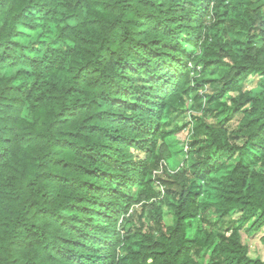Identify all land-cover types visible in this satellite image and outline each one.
Segmentation results:
<instances>
[{
  "label": "trees",
  "instance_id": "1",
  "mask_svg": "<svg viewBox=\"0 0 264 264\" xmlns=\"http://www.w3.org/2000/svg\"><path fill=\"white\" fill-rule=\"evenodd\" d=\"M255 164L264 0H0V264H264Z\"/></svg>",
  "mask_w": 264,
  "mask_h": 264
},
{
  "label": "rangeland",
  "instance_id": "2",
  "mask_svg": "<svg viewBox=\"0 0 264 264\" xmlns=\"http://www.w3.org/2000/svg\"><path fill=\"white\" fill-rule=\"evenodd\" d=\"M40 27L34 31H31L28 33L27 36H31L34 39H38L43 42H49L53 38L54 34V26L49 25L46 22L43 21L39 22ZM36 47H42L40 43H37ZM35 52V50L30 51ZM37 52V51H36ZM183 120L176 121V128H179L183 124ZM173 125L167 128H172ZM189 136V127H183L181 130L178 129L175 131V133L171 134L166 138L167 147L170 151V158L167 160V163L165 164L168 169V171L173 172L176 171L179 167H181L185 162L187 158V153L185 150V143ZM254 168L259 172H264V167L260 164H255ZM162 169L158 171V173H161ZM138 183L128 184L126 188L124 189V192H126L130 196H134L135 192L138 188ZM154 188L158 193H161V188L157 183H154ZM131 202V201H130ZM135 207H138L135 206ZM163 214L165 217H163V221L165 225H170L173 222L172 216H171V208L169 206L163 207ZM206 217H212L211 211H206L205 214H203ZM231 216L233 217V220L236 221L241 216V210L235 209L231 212ZM253 220V219H252ZM252 220L245 222L241 227V234L245 242L248 243L250 248V253L254 256L256 254L262 255L263 249L259 242V236L260 231H253L251 224ZM122 222H118V226L121 227ZM196 228L195 221H192V224L189 228V230H194Z\"/></svg>",
  "mask_w": 264,
  "mask_h": 264
}]
</instances>
